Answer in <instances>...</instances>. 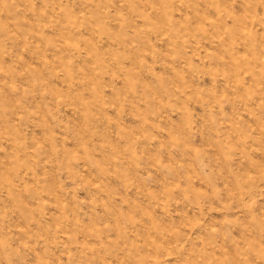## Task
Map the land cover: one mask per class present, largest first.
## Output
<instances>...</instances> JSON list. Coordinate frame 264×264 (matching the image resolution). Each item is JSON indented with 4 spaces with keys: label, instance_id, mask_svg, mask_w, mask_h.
Masks as SVG:
<instances>
[{
    "label": "rangeland",
    "instance_id": "obj_1",
    "mask_svg": "<svg viewBox=\"0 0 264 264\" xmlns=\"http://www.w3.org/2000/svg\"><path fill=\"white\" fill-rule=\"evenodd\" d=\"M0 264H264V0H0Z\"/></svg>",
    "mask_w": 264,
    "mask_h": 264
}]
</instances>
